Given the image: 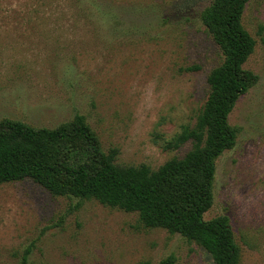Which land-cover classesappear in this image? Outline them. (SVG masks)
<instances>
[{
  "label": "rangeland",
  "instance_id": "obj_1",
  "mask_svg": "<svg viewBox=\"0 0 264 264\" xmlns=\"http://www.w3.org/2000/svg\"><path fill=\"white\" fill-rule=\"evenodd\" d=\"M74 1L0 0V120L54 128L81 114L117 164L156 169L183 156L190 140L168 142L194 125L222 61L201 21L211 0H96L88 18ZM241 24L255 40L243 67L257 78L228 114L237 133L215 159L203 219L226 216L239 264H264V0L247 1ZM162 261L212 264L136 212L52 195L30 178L0 183V264Z\"/></svg>",
  "mask_w": 264,
  "mask_h": 264
},
{
  "label": "trees",
  "instance_id": "obj_2",
  "mask_svg": "<svg viewBox=\"0 0 264 264\" xmlns=\"http://www.w3.org/2000/svg\"><path fill=\"white\" fill-rule=\"evenodd\" d=\"M247 1L211 0L201 16L222 61L207 74L208 95L194 125H181L168 142L176 148L190 140L183 156L171 157L156 169L120 165L115 162L117 149L102 151L81 114L54 128L5 118L0 120V183L30 178L52 195L92 198L136 212L145 227H161L194 241L212 264H239L227 217L205 220L203 213L212 203L215 159L235 141L237 129L228 123V114L257 78L243 67L255 45L241 24ZM74 3L76 8L85 6L80 12L86 18L98 13L96 0Z\"/></svg>",
  "mask_w": 264,
  "mask_h": 264
}]
</instances>
